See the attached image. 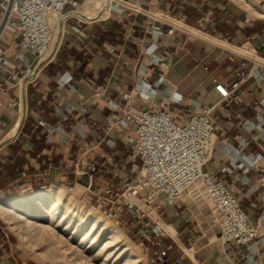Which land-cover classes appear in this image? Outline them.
<instances>
[{
    "label": "crops",
    "instance_id": "1",
    "mask_svg": "<svg viewBox=\"0 0 264 264\" xmlns=\"http://www.w3.org/2000/svg\"><path fill=\"white\" fill-rule=\"evenodd\" d=\"M114 3H124L125 11L116 13ZM134 5L140 9L139 13L130 10ZM151 11L154 16L176 19L250 55L258 56V46L264 41V20L248 19L242 8L228 0H109L103 18L81 22L67 20L54 57L25 84L24 102L21 86L16 81L9 83L6 92L0 94V195L33 191L41 184L64 186L74 180L73 170L88 161L100 166L95 175L97 185L130 182L131 173L140 167L138 159L124 147L132 131L118 126L106 131V117L118 120L123 108L121 94L114 87L116 83L121 92L129 93L140 83V78L152 84L157 74L163 73L169 89L180 95L182 101L178 107L167 105V97L158 93L152 105L167 108L175 117L178 108L190 112L191 102L210 105L218 100L211 85L212 77L232 80L244 58L247 60L245 71L252 67L251 58L193 36L186 30L185 33L174 31L155 40L154 27L164 32L168 28L150 16L148 12ZM165 52L167 56L163 55ZM151 56L161 60L152 62ZM261 59L264 60V55ZM16 63L9 54L7 68L14 69ZM261 65L258 74H264V64ZM138 69L145 70L142 77ZM62 75L63 79L71 78L69 86L58 82ZM104 85H108L109 98L118 105L115 111L100 98L93 97L89 89ZM260 88L250 79L241 86L235 103L230 107L217 106L213 116L219 134L213 144V154L217 158L223 155H219L218 147L227 143L234 149H241L239 161L243 167L251 166L252 158L244 143L261 152V147L253 142L252 132L245 126L246 122L256 123L255 113L260 112L259 105L264 98V82ZM78 106L86 108L90 121L78 112ZM68 108L73 111L72 117L64 121L62 117ZM21 112V123L12 131L16 121L20 122ZM38 120L60 129L48 135L45 128L35 127ZM74 120L84 125L86 139L79 138ZM99 136L112 140L113 147L99 143ZM263 165L264 157L247 172L234 171L230 175L218 174L212 170V165L207 166V170L220 178L236 196L252 223L258 210L249 208L250 201L243 198L245 187L239 184V179L244 177L249 185L253 184ZM251 200L258 202L256 195ZM212 212L213 207L207 199L191 198L190 202L162 204L158 215L162 223L174 229L176 236H172L174 243L163 239V246L171 247L170 263L180 255L177 246L182 249L192 246L195 258L203 264H264V249L258 250L254 263L250 258L245 260L248 254L245 248L225 246L221 249L217 244L219 228L210 217ZM260 233L264 234V222ZM0 264H34L20 254L1 222Z\"/></svg>",
    "mask_w": 264,
    "mask_h": 264
},
{
    "label": "built area",
    "instance_id": "2",
    "mask_svg": "<svg viewBox=\"0 0 264 264\" xmlns=\"http://www.w3.org/2000/svg\"><path fill=\"white\" fill-rule=\"evenodd\" d=\"M81 1L83 0H0V94L6 92L8 84L14 81L20 86L24 82L25 86L32 80L33 77L30 76L34 69L39 64H47L54 57L60 43L59 41L52 54L55 20H62V32L67 20L83 21L71 15ZM228 1L237 5L233 0ZM238 1L248 3L256 0ZM114 6V11L118 14L126 9L124 3H114ZM130 10L134 13L140 12L135 5ZM148 14L168 28L164 32L159 27H154L155 40L162 35H171L174 31L185 33L181 28L183 24L178 20L166 15L154 16L153 11ZM258 47V57L261 58L264 55V41ZM9 54L17 62L14 69L7 68ZM163 55L168 54L165 52ZM151 60L157 63L161 58L151 56ZM246 61L244 58L240 70L234 73L232 80L211 78L212 88L218 95L214 104L191 102V107L199 109L200 112L186 113L184 109L178 108L175 117L167 108L152 105L158 93L167 97V105L178 107L182 101L180 95L169 89L163 73H158L152 84L140 78V83H136L129 93L121 92L119 84L116 83L114 87L121 94L123 108L118 120L111 116L106 117V131L109 132L116 126L132 131V136L126 138L124 147L138 159L140 167L131 173L130 182L119 181L116 185L99 186L95 183V175L100 171V166L94 161H88L84 166L75 168L72 172L74 180L64 185L69 193L79 187L83 200L99 210L106 220L121 222L127 218L128 226L140 239V246L148 264H171V247L163 246V239L168 238L173 243L174 241L160 225L163 223L158 210L162 204L174 205L181 201L182 194L198 178L201 179L207 198L220 219L218 246L221 249L225 246L245 248L248 253L245 260L250 258L251 262L258 256V250L264 249V234L260 233L261 224L264 222V165L253 184L249 185L244 177L239 179V184L245 187L242 196L250 201L249 208L258 210L254 223L228 186L207 170V166L212 165V170L218 174L230 175L234 171L245 173L264 157V98L259 105L260 112L255 113L256 123L246 122L245 125L252 132L253 142L261 147V152H256L254 148L248 147V143H244L243 146L252 155L251 166H242L239 161L241 149H234L229 143L218 147V154L224 156L217 158L213 154L212 140L216 135L213 116L217 106L230 107L235 103L241 86L248 80H253L258 89H261L264 82V74H258L263 65L253 61L252 67L245 71ZM138 74L142 77L145 70L138 69ZM63 75L58 82L62 86H69L71 78L63 79ZM114 79L117 80V77ZM89 89L93 97L100 98L111 110L118 109L117 103L108 96V85ZM77 110L86 116V121H90L85 107L78 106ZM72 112L71 109H66L62 119L66 121L71 118ZM73 122L79 138L86 139L84 125L75 120ZM35 127L45 128L48 135L60 129L47 125L43 120H38ZM98 139L99 143L103 142L108 148L114 145L110 139L100 136ZM49 188L50 186L41 184L36 187V191H46ZM254 195L258 202L251 200ZM177 248L180 255L173 264H203L195 258L192 246L184 247L191 253L192 258L182 248Z\"/></svg>",
    "mask_w": 264,
    "mask_h": 264
},
{
    "label": "bare ground",
    "instance_id": "3",
    "mask_svg": "<svg viewBox=\"0 0 264 264\" xmlns=\"http://www.w3.org/2000/svg\"><path fill=\"white\" fill-rule=\"evenodd\" d=\"M233 1L239 6V8H242L245 12L249 13L250 15L259 19H264V0H256L248 3L245 2L242 3L239 2L238 0H233ZM83 2H81L77 10L71 14L80 20L81 18L78 16H83L86 18L94 16L102 4V0H84ZM106 8L99 15V18H103L106 16ZM59 22H60L59 19L55 20L56 26L54 27V32L56 30L57 38L54 42V45H57V43H59L60 41V33H58V28L60 26ZM181 28L183 30L188 31L193 36L200 37L204 40L209 41L214 45L223 48H228L232 52L236 54H240L241 56L250 57L254 62L258 64L259 63L264 64V60L258 56L250 55L249 53L237 48H230L223 42L217 40L216 38L209 37L185 25H181ZM21 120H22V112H21L20 122L16 121V123L11 129L12 131L17 127L18 124L20 125ZM15 133L16 131L10 138H12L15 135ZM213 142L214 141L212 140V145L214 144ZM66 189L67 188L65 186L56 184V185H52L48 191L32 192L29 195L19 194L18 196L12 197L11 199L0 197V219H2L4 222H7L9 224L11 229L14 230V232L20 238L24 246L27 248V250L31 251L32 246H30L31 242H29V239L27 237L28 235L25 231H22L24 230L23 227L29 223V220L27 219L28 215L29 216L32 215L35 218H39V219L45 218V220H47L48 225L43 228H45V230L48 233L50 232L53 235L55 233L54 228L52 227V225L54 224L53 220L55 221L58 220L57 224L55 225V228L62 223V225H65L64 230H67L69 227L73 226L74 223L76 222L75 227L74 228L72 227L73 228L72 235H74L79 232L80 230L79 226L85 225L88 219L92 217L93 220L91 222L92 227L90 231L82 238V240H85L86 238L90 237V240L92 241L89 243V246H93L95 243L100 241V239L106 233L108 235L107 238L108 242L105 243L103 248L100 250L99 252L100 254L101 253L106 254L107 248L118 247L117 249L120 250L121 252L117 255L118 256L117 258L121 257V255L122 257L126 256L127 259L132 260L133 264H140L141 261L135 257V254L129 247L128 243L126 242L124 236L120 233V231L114 226H112L110 222L109 225L108 220L101 219L98 213H92L91 207H86L79 201L77 195L79 194L81 189L77 187L75 194L69 193ZM191 198H194V200L196 201H199L201 199H207L209 201L204 191L202 181L200 178L196 179L193 182V184L188 188V190L182 194L181 200L182 202L184 201L185 203V202H190ZM140 209L144 210V207L140 206ZM19 212H23V213L20 214ZM153 217L156 218L155 214H153ZM210 217L212 218V223L215 224L217 228H219V232H220V219L217 212L213 210ZM163 228L166 230L167 233L171 235V237L175 236L174 229L170 225L163 223ZM55 238L56 237H54V239ZM183 250L185 253L188 254L190 258H192L190 252H188L185 248H183ZM44 253H45L44 251L38 252L37 257L41 260L46 259ZM108 255L109 254H106V257H108ZM117 258L115 259L118 260Z\"/></svg>",
    "mask_w": 264,
    "mask_h": 264
},
{
    "label": "rangeland",
    "instance_id": "4",
    "mask_svg": "<svg viewBox=\"0 0 264 264\" xmlns=\"http://www.w3.org/2000/svg\"><path fill=\"white\" fill-rule=\"evenodd\" d=\"M245 15L248 17V19L251 20L259 19L250 15L247 12H245ZM6 37L8 38L7 35ZM56 38H57V33L55 30L52 40L53 44ZM192 111L200 112L199 109L191 107L190 112ZM218 135L219 134L216 133L213 139L214 142L216 141ZM9 136H11L10 133ZM49 189H47L46 191H48ZM76 189L73 192L74 194L76 193ZM32 192H37V191L33 190V191L22 192L18 194H10V195L1 194L0 197L11 199L12 197L18 196L19 194L29 195ZM79 194L77 195L79 201L84 206L91 207L81 197V190ZM92 208L93 207H91L92 213H98L101 219L103 220L105 219L102 216V214L99 212V210H97L96 208L93 209ZM19 213L21 214L23 212H19ZM27 219L29 220V223L23 227L24 230L22 231H25L28 235L27 237L29 239V242H31V244L30 243L29 244L30 246L33 247V248L31 247V251L27 250V248L24 246L20 238L17 236L14 230L11 229V227L7 222H4L2 219H0V222L2 223L4 228L7 230L8 234L12 237V239L16 243L20 254L26 260L31 261L34 264H133L132 260L127 259L126 256L122 257L121 255V257L117 258L118 257L117 255L121 252L120 250L117 249L118 247L111 246L112 248H107L106 254H109L108 257H106L105 253H101V254L99 253L100 250L105 245V243L108 242L107 240L108 235L106 233L100 239V241L95 243L93 246H89V243L92 241L90 240V237L86 238L85 240H82V238L90 231L92 227V223H91L93 221L92 217L88 219L85 225L79 226L80 227L79 232L74 235H72V232H73V228L76 225V222L74 223L73 226L69 227L67 230H64L65 225H62V223L55 228V225L57 224L58 220L57 221L53 220L54 224L52 225V227L54 228V232H55L54 235L56 236H54L50 232L48 233L45 230V228H43L48 225L47 220H45V218L39 219V218H35L32 215L31 216L28 215ZM109 222L111 223L112 226L117 228L120 231V233L124 236L129 247L135 254V257L141 261L140 264H148L147 259L144 256L143 249L140 246L139 237L136 236L134 234V230L131 229L130 226H128L129 220L127 218H124L121 222L108 220V223ZM54 237H56L57 239L56 238L54 239ZM40 251H44L46 253V254L44 253L46 259L41 260L37 257V253ZM115 258H117L118 260H116Z\"/></svg>",
    "mask_w": 264,
    "mask_h": 264
},
{
    "label": "water",
    "instance_id": "5",
    "mask_svg": "<svg viewBox=\"0 0 264 264\" xmlns=\"http://www.w3.org/2000/svg\"><path fill=\"white\" fill-rule=\"evenodd\" d=\"M108 0H102V4L101 7L97 10L96 14L92 17H83V16H78L81 18V20L83 21H93L95 19H97L99 17V15L105 10L106 6H107ZM60 26L58 28V33H60V37H61V33H62V20L59 22ZM58 45V43H57ZM57 45H53L52 48V54L54 53V51L56 50ZM43 64H39L33 71V73L31 74L30 77H33L34 73L42 66ZM21 89H22V102H24V82L21 85ZM23 117V114H22Z\"/></svg>",
    "mask_w": 264,
    "mask_h": 264
}]
</instances>
